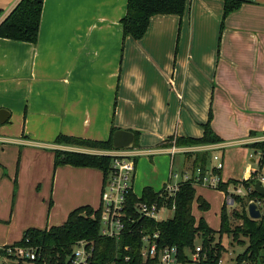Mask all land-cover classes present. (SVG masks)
Returning <instances> with one entry per match:
<instances>
[{
    "label": "crops",
    "instance_id": "crops-1",
    "mask_svg": "<svg viewBox=\"0 0 264 264\" xmlns=\"http://www.w3.org/2000/svg\"><path fill=\"white\" fill-rule=\"evenodd\" d=\"M19 1L0 0V23ZM42 1L36 44L0 39V109L9 112L0 126V158L8 144L49 151L51 156L54 150L113 156L121 150L57 145L54 140L65 135L105 141L115 128L138 134L134 136L136 148L122 151L130 152L135 164L137 157L150 152L171 159L183 154L191 160L204 154L207 162L208 153L223 150L224 142L176 147L166 139L200 138L209 111L215 134L219 133L218 118H231L233 113L264 114V0L242 5L224 21L221 0H187L181 17H152L137 41L122 34L120 21L127 0ZM240 126L236 123L235 128ZM246 128L251 133L244 143L264 141V120ZM3 164L9 168L8 175L1 164L0 176L2 172L6 178L2 181L10 189L13 164ZM100 172L58 167L52 203H58L56 187H64L69 178L90 176L91 182L81 185V193L88 192L86 199L70 195L62 205L55 203L52 212L57 215L60 207L64 215L44 228L35 227L36 219L25 211L20 210L16 218V212L8 214L6 202L0 227L7 215L11 225L3 228L0 248L14 244L20 232L62 225L66 214L94 204L101 189ZM12 223L17 231L12 232Z\"/></svg>",
    "mask_w": 264,
    "mask_h": 264
},
{
    "label": "trees",
    "instance_id": "trees-1",
    "mask_svg": "<svg viewBox=\"0 0 264 264\" xmlns=\"http://www.w3.org/2000/svg\"><path fill=\"white\" fill-rule=\"evenodd\" d=\"M223 3L222 20L236 12L244 4H254V0H221ZM43 1L20 0L16 7L0 23V39L36 44L39 33V25L42 13ZM187 0H127L126 12L120 23L123 38H131L135 41L141 39L152 17L157 15H173L181 17L186 9ZM0 11V15H1ZM212 113L209 111L207 122L202 125L203 135L200 138H175V146L214 145L222 140L211 128ZM115 128H111L109 138L105 141H94L76 138L72 136L58 135L54 143L79 148L114 151L112 137ZM135 139L137 133L133 132ZM172 140L166 139V142ZM135 145H133V148ZM255 151L264 149V142L247 146ZM198 157V158H197ZM111 156L91 155L79 152H67L54 150V168L71 166L76 168H91L102 172L103 176L110 169ZM206 156H196V163L202 168ZM242 184L245 188L253 184L246 181H231L221 183L216 190L227 194L229 186L236 187ZM159 192L151 188H144L141 197L129 192L127 199L126 230L117 239H111L100 234V209L93 210L83 206L71 211L66 221L59 226H51L46 229H27L23 232L19 242L0 250V257L16 260L17 264H69L75 244L79 241L86 243L89 258L87 264H157V259L144 260L141 256L143 246L142 235L158 234L156 240L157 250L164 247H175L178 250L180 261L185 262L187 254L194 251L195 240L199 241L201 248V260L198 264H218L226 248L222 246L221 239L227 236L229 246L237 245L242 251L235 257L233 264H264V195L260 196L252 191L245 198L233 196V204L238 206L229 216L227 205L224 202L220 210L219 230L210 229L201 219L196 221L192 214V205L196 202L198 210L206 212L209 204L196 196L195 187L190 182L180 184L172 199L163 202L158 198ZM254 200L259 203L261 218L252 220L247 214V204ZM163 203L170 208L174 205L173 215L170 219L155 221L141 217L136 213L137 202ZM232 221L238 224L232 225ZM215 236L217 238H215ZM14 246H30L39 249L34 261L18 259L8 256L6 250Z\"/></svg>",
    "mask_w": 264,
    "mask_h": 264
},
{
    "label": "rangeland",
    "instance_id": "rangeland-1",
    "mask_svg": "<svg viewBox=\"0 0 264 264\" xmlns=\"http://www.w3.org/2000/svg\"><path fill=\"white\" fill-rule=\"evenodd\" d=\"M1 3L3 4L4 2L2 1ZM3 11H5V8H3ZM219 102L220 100L216 101V105L219 104ZM263 118L264 114L259 116L253 115V113L251 112L244 115L233 113L231 114V118H228V116H226L223 120L218 118L217 121L219 124V133L217 132L216 135L222 140V142L225 143V147L223 148V150L210 151L207 156V162L205 164H201L202 169L212 172V170L216 167V163L213 160V157L217 156L222 162V169L216 172L221 180V183H230L231 181L236 180L237 182H240L242 180L246 181L249 178L251 171L256 168L258 164V155L253 149L247 147L249 144L247 145L246 143H244V140L248 138L251 133L249 132L250 130L246 128V125H256L260 121L264 120ZM236 123L241 124L240 128H235ZM251 131L257 133V131L255 130ZM6 135L12 137L13 133H9ZM171 142L172 145H175L174 138L171 140ZM170 145L171 144L166 143V146ZM24 149L25 148L22 146L11 144L6 145L3 149V153L0 158V165L2 164V166L4 167L3 173L6 172V175H8L9 170L8 166L3 164L4 162L6 164H13V174L12 176H10V189H8L7 185L4 184L5 181H2L6 178L3 177V173L1 172L0 216H3L2 212L4 204L6 202H9V205H7L8 214L11 211H14L16 212V218V216L18 215L17 213L20 212V210L25 211L26 214H29L28 216L32 215L36 219L34 225H37L35 227L44 228L47 224L57 223L55 219H61L64 215L63 208L60 209V207L56 212L57 215L52 212L55 203L58 205H62L66 201V197L70 195H76L77 198H80L82 196V199L87 198L86 194L88 192L81 193V190L83 188V186L81 185L90 183L91 177H82L77 175L69 178L65 182L64 187L60 188L58 185L56 187V199L58 200V203H52V192L55 191V170L58 169L54 168L53 156H51L49 151H43V153H40L37 149L36 152ZM260 152L264 153V149L260 150ZM199 155L201 154H196V156ZM21 158L24 159L23 164H21ZM250 158H254V163L250 162ZM136 160L137 163L135 164L134 176L132 179V188L134 194L137 197H141L142 190L144 188H151L154 192H159L168 182L171 171L173 174H191L194 169V165H197L196 163L194 164V160L185 159V156L183 154H176L171 159V156L169 155L150 152V154H146V156L137 157ZM204 165H206V167ZM21 170L22 178H19ZM93 172L98 174L95 171ZM246 173L247 176L245 177ZM100 174L103 180L102 172H100ZM231 187L229 186L230 190L232 189ZM195 188L197 197H202L209 204V210L206 212L199 211L196 202H194L192 207L194 218L197 222L202 219L210 229L218 231L220 227V210L224 203V193L216 190V188L213 189L208 185H198ZM101 189L99 192V196H94L93 198L94 204H86L83 206H88L93 210H98L100 207ZM90 197L91 196L89 194L88 199H91ZM226 207L229 216L231 215L232 210L238 209L237 205ZM26 214L19 215L20 219H22V217ZM66 215L64 216L65 218L67 217ZM172 215V212L162 210L158 214V220L170 219ZM41 221H43V224L39 225ZM231 223L234 226L238 224V221H232ZM1 224L2 227H0V237L5 234V230L3 228L5 226L11 225L8 223V215L6 219L2 220ZM50 226L51 225H49V227ZM14 228L15 226L13 225L12 232L17 231L14 230ZM22 235V232H20L19 239L15 240L14 243L19 242L22 238ZM215 238L217 237L215 236ZM199 241L200 240L198 239L195 240L196 246H199ZM229 242L230 240L227 236L222 237L221 243L222 246L226 248V252L222 254V257L220 259H222L223 263L232 264L234 263L235 257L242 251V249L237 245H234L233 247L229 246ZM2 248H0V250H2ZM0 264H17V261L0 257Z\"/></svg>",
    "mask_w": 264,
    "mask_h": 264
},
{
    "label": "built area",
    "instance_id": "built-area-1",
    "mask_svg": "<svg viewBox=\"0 0 264 264\" xmlns=\"http://www.w3.org/2000/svg\"><path fill=\"white\" fill-rule=\"evenodd\" d=\"M118 151L116 155L111 156L113 159L110 164V169L103 176L102 189L100 194V234L103 237L117 239L126 230L127 222V199L126 196L129 192H133L132 179L134 176L135 162L134 156L127 152ZM258 164L254 168L247 180L253 182L252 185L245 188L242 184L233 187L231 192L225 195V203L227 206H233V196H240L245 198L248 194L254 191V185L259 183L264 188V153L257 151ZM173 155V154H172ZM216 167L212 172L195 167L191 174H173L170 173L168 182L160 190L158 198L163 202L172 199L177 192L180 184L190 182L194 187L198 185H208L215 189L220 183V178L216 172L222 169V162L219 157H213ZM256 202V201H255ZM259 207V203H257ZM135 210L138 215L144 218L158 220V214L162 210H167L173 213L174 205L168 208L164 203L159 207L157 202L146 203L137 202ZM158 234L142 235V249L141 256L144 260L157 259V264H198L201 258V248L196 246L194 251L187 254L185 262L180 261L178 250L175 247H164L157 250L156 240ZM39 249L30 246H14L6 250L9 256H14L18 259L34 261L38 255ZM89 252L86 248V243L79 241L73 248L72 255L69 259V264H87ZM218 264L223 263L219 259ZM233 264V263H232Z\"/></svg>",
    "mask_w": 264,
    "mask_h": 264
},
{
    "label": "water",
    "instance_id": "water-1",
    "mask_svg": "<svg viewBox=\"0 0 264 264\" xmlns=\"http://www.w3.org/2000/svg\"><path fill=\"white\" fill-rule=\"evenodd\" d=\"M35 2H41V0H33ZM9 118V112L0 109V126L4 124ZM134 144V134L132 132L117 130L112 137V146L116 151L132 149ZM254 191L260 195H264V188L256 183L254 185ZM247 214L252 220H259L261 218V212L254 200H251L247 204Z\"/></svg>",
    "mask_w": 264,
    "mask_h": 264
}]
</instances>
